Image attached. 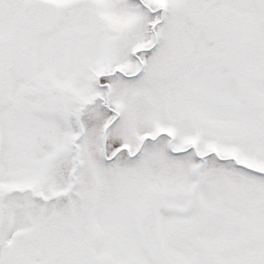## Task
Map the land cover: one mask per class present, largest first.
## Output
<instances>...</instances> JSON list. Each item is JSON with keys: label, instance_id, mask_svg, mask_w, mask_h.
<instances>
[{"label": "snow or ice", "instance_id": "snow-or-ice-1", "mask_svg": "<svg viewBox=\"0 0 264 264\" xmlns=\"http://www.w3.org/2000/svg\"><path fill=\"white\" fill-rule=\"evenodd\" d=\"M0 264H264V0H0Z\"/></svg>", "mask_w": 264, "mask_h": 264}]
</instances>
